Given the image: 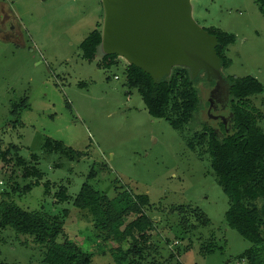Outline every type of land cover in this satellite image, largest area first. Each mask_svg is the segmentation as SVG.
Returning a JSON list of instances; mask_svg holds the SVG:
<instances>
[{
	"label": "rangeland",
	"instance_id": "obj_1",
	"mask_svg": "<svg viewBox=\"0 0 264 264\" xmlns=\"http://www.w3.org/2000/svg\"><path fill=\"white\" fill-rule=\"evenodd\" d=\"M191 5L205 30L236 35L226 52L232 64L222 68L223 75H252L264 86V12L257 0H191ZM103 20V0H0V142L19 146L24 157L39 154L46 173L29 192L14 190L15 181L24 186L30 179L14 161L0 160V201L50 214L66 209L59 240L78 241L93 253V264L113 263L110 249L118 243L101 245L91 211L73 205L84 183L110 198L127 192L149 196L147 212L155 220L150 253L158 264H250L257 255L264 261V243L256 245L228 226L230 197L209 154L200 156L166 119L149 113L141 92L127 83L129 63L117 56L118 63L104 64L101 42L93 60L83 57L81 42ZM199 86L202 107L194 125L209 124L222 135L225 124L231 132L228 87L216 89L208 77ZM248 102L263 115L264 130V91ZM47 137L79 155L44 157ZM60 158L62 166L55 167ZM61 185L68 187V201L54 197ZM43 257L31 236L10 226L0 230V263L44 264Z\"/></svg>",
	"mask_w": 264,
	"mask_h": 264
},
{
	"label": "trees",
	"instance_id": "obj_2",
	"mask_svg": "<svg viewBox=\"0 0 264 264\" xmlns=\"http://www.w3.org/2000/svg\"><path fill=\"white\" fill-rule=\"evenodd\" d=\"M257 2L264 12V0ZM101 29L99 24L81 42L84 58H95L102 40ZM208 32L218 38L216 50L222 67H229L232 59L228 58L226 52L228 46L236 41V35L215 27L208 29ZM117 56L106 54L103 63H118ZM125 69L128 85L141 92L149 113L166 119L184 135L189 146L200 156L209 154L217 181L230 197V207L226 212L228 226L256 245L264 243V130L259 125L263 115L251 108L248 102L251 96L264 91L261 81L252 75L243 78L225 76L229 84L234 127L228 132L223 124L220 135L209 124L205 123L201 128L194 125L202 107L199 84L207 77L205 71L193 77L189 67L175 66L170 74L155 80L150 73L134 64L127 65ZM209 82L214 84L213 81ZM19 151V146L9 144L4 147L0 142V160L4 163L14 161V165L22 171V176L30 179L24 186L15 181L16 186H12V189L26 193L41 184L46 173L39 166V154L31 153L29 157H24ZM43 154L44 157L60 154L71 160L79 155L72 147L51 137L45 139ZM62 164L60 158L54 166L60 167ZM93 175L94 172L91 173ZM9 182L14 184L12 174H9ZM51 184L50 179H47L44 183L45 193H50ZM54 197L61 202L68 201V187L61 185ZM73 205L91 211L96 225L102 231L97 235L101 245L109 241L118 243L110 249L114 259L111 264L159 263L150 253L155 245L150 243V231L155 228V220L147 212V208L151 207L148 195H132L127 192L110 198L84 183ZM177 208L174 207L175 210ZM184 210L182 208L180 211ZM131 214L136 216L129 220ZM66 217V209L58 214H50L21 207L8 199L0 201V230L10 226L23 235L31 236L34 243L44 250V264H93V253L85 250L78 241L73 238L59 240L64 233ZM206 222L204 218L203 223ZM125 242L128 244L126 248L123 246ZM188 249L185 248V252ZM250 264H264V261L257 255L251 257Z\"/></svg>",
	"mask_w": 264,
	"mask_h": 264
},
{
	"label": "water",
	"instance_id": "obj_3",
	"mask_svg": "<svg viewBox=\"0 0 264 264\" xmlns=\"http://www.w3.org/2000/svg\"><path fill=\"white\" fill-rule=\"evenodd\" d=\"M101 48L161 80L175 66L193 77L205 71L216 89L227 80L216 47L218 38L192 16L191 0H103ZM229 91V90H228Z\"/></svg>",
	"mask_w": 264,
	"mask_h": 264
},
{
	"label": "flooded vegetation",
	"instance_id": "obj_4",
	"mask_svg": "<svg viewBox=\"0 0 264 264\" xmlns=\"http://www.w3.org/2000/svg\"><path fill=\"white\" fill-rule=\"evenodd\" d=\"M215 83V86H216V81L214 82ZM224 87H226L225 89H227V87H228V90H229V84L226 82V84H220V86H219V89L220 88H224ZM211 104V103H210ZM223 124V123H222ZM226 127V126H225ZM222 130V128H220V131Z\"/></svg>",
	"mask_w": 264,
	"mask_h": 264
},
{
	"label": "crops",
	"instance_id": "obj_5",
	"mask_svg": "<svg viewBox=\"0 0 264 264\" xmlns=\"http://www.w3.org/2000/svg\"><path fill=\"white\" fill-rule=\"evenodd\" d=\"M186 252H188V251H186Z\"/></svg>",
	"mask_w": 264,
	"mask_h": 264
}]
</instances>
